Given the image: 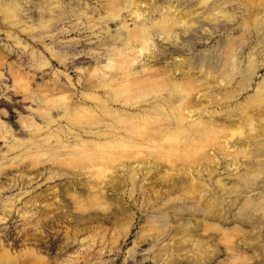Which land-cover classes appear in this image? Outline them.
<instances>
[{
  "label": "bare ground",
  "instance_id": "bare-ground-1",
  "mask_svg": "<svg viewBox=\"0 0 264 264\" xmlns=\"http://www.w3.org/2000/svg\"><path fill=\"white\" fill-rule=\"evenodd\" d=\"M104 1L101 16H92L89 27L102 26L110 19L120 18L124 10L129 11L127 14L134 25L130 27L125 17L114 36L121 44L108 48L107 63L99 64L100 60H97L93 67L82 69L78 81L84 83V89L80 93L61 84L56 72L50 83L34 88V77H30V72L24 73L21 66L11 65L16 86H20L18 92L38 104L32 108L41 121L22 115L23 126L30 127V136L22 138L16 137L12 127L0 118V139L8 142L12 137L8 151L1 154L0 174L6 167L35 168L45 162L51 167L49 178L71 174L82 188L81 191L72 190L73 187L67 189L74 210L93 211L95 216L100 214L94 219L104 231L107 228L101 224L106 220H112L115 230L122 227L123 235H117L111 244H118L122 237L129 235L134 214L114 203L109 190L119 199L124 200L128 195L134 203L139 201L140 195L143 202L149 206L153 204L159 213L162 211L159 201L165 199L164 205L180 201V209H190L193 214L200 210L204 217H196L194 222L179 219L181 222L175 225L168 211L154 214L135 243L139 245L147 242L149 237L159 238L172 231L173 242L163 243L155 257L172 253L174 244L182 243L186 252L191 251L188 258L194 264H201L204 259L214 257V252L221 249L219 244L223 243L233 254L223 264H254L253 254L238 245L239 240L251 243L252 231L238 223L225 226L223 221H228V217L225 209L219 207L218 198L249 188L264 173V141L261 140L264 139V78L254 94L234 103L235 98L248 91L254 71L260 68L261 62L264 64V60L259 62L253 56L244 69L238 59V50L246 35L254 29L264 31V0H234L247 6V14L243 17L245 31L226 47L225 67L219 73L203 65L195 72L193 59L189 57L175 58L162 65L151 64V61L136 65L141 55L157 62L158 55L152 47L156 31L165 34L168 40H178V29L182 32L181 26L194 27L196 18L204 14V8L214 0H199L198 5L187 10L179 9L173 3L156 5L154 0ZM6 6L5 21L17 25L20 2L13 0ZM217 8L219 11H214ZM225 9L215 2L214 8L204 16L210 20L219 17L231 20L234 11L230 13ZM153 11L158 14L153 15ZM53 21V18L42 19L38 25L27 24L22 31L37 28L44 32ZM9 34L16 45L22 44L19 35ZM47 49L49 58L32 52L35 69L42 70L53 65V61L62 63L66 59L53 48ZM7 58L8 55L0 51L1 65ZM238 74L242 77L233 86ZM0 75L3 76L1 71ZM17 151L19 153L9 157V152ZM222 160L230 170V177L237 178L231 185L225 178H214L219 174ZM52 192L55 201L62 200L56 186ZM188 200L191 205L184 204L189 203ZM114 204L117 210L112 215L113 211L109 210ZM13 205L11 201L5 207L10 211ZM250 207L255 208V214L261 220L264 196L258 200L249 196L243 201L236 219L243 220ZM22 210L24 215H29L31 204ZM69 211L72 214L73 211ZM1 219L6 216L0 215ZM199 230L201 233L195 232ZM260 230L254 234L256 237H260ZM180 234L182 236L177 240L175 237ZM105 236L106 232L99 237L100 241L105 242ZM97 238L93 235L92 243L97 242ZM252 247L260 254L258 264H264V246ZM21 255L2 247L0 264H45V257L36 251L26 250Z\"/></svg>",
  "mask_w": 264,
  "mask_h": 264
},
{
  "label": "rangeland",
  "instance_id": "rangeland-1",
  "mask_svg": "<svg viewBox=\"0 0 264 264\" xmlns=\"http://www.w3.org/2000/svg\"><path fill=\"white\" fill-rule=\"evenodd\" d=\"M11 1L13 0H0V51L8 55L4 65L0 64V71L3 73L2 77L0 75V118L12 127L16 137L26 138L30 136V127H24L20 117L22 115L33 116L40 122L41 120L32 108L37 107L38 104L26 99L24 93L18 92L17 89L20 86H16L10 71L11 65L13 64L15 68L21 66V71L24 73L30 72V77H34L32 81L34 88L50 83L54 78V72H56L60 77L61 84L63 83L76 93H80V90L84 89V83L78 81L82 69L93 67L97 60H100L99 64L107 63L108 48L113 44H121L119 40L116 41L114 36L118 32L122 20L126 17L130 27L134 24L127 14L129 11L124 10L120 18L110 19L107 24L102 26L89 27L92 24L90 22L92 16L95 18L101 16L104 0H18L21 4L20 22L17 21L18 24L15 25V22L5 21V14L8 11L6 4ZM154 2L156 5L173 3L183 10L194 8L199 4V0H154ZM215 2H218L222 9L226 8L225 10L230 13L234 11L232 12V14L234 13L233 18L231 20L223 17L216 20L206 18L204 15L214 8ZM210 4L211 6H209ZM51 9L52 11H50ZM204 9L206 12L196 18L194 27L186 29L187 27L181 26V29L184 30L182 32L178 29L180 32L178 40L174 38L168 40L165 34L156 31L152 47L157 52L159 61L149 60L147 56L141 55L138 57L136 65L140 66L146 61H151V64L152 62L167 64L175 58L189 57L193 59L195 72L201 65L207 69H214L218 73L223 70L226 60L225 49L230 42L241 37L245 31L243 17L246 16L248 9L244 3L239 4L234 0H214ZM219 9L214 11H219ZM151 13L158 14L156 11ZM48 18H53L54 21L46 31L43 32L37 28L31 31H22L27 24L38 25L42 19ZM9 32L19 35L22 44L16 45L14 37ZM245 39L243 46L238 50L239 64L244 69L253 56L259 62L264 60V31L259 32L254 29L246 35ZM47 47L53 48L66 59L62 63L53 61V65L42 70L35 69L31 60L32 52L41 53L49 58L50 53ZM259 67L252 75L248 91H244L245 93L243 92L242 95L235 98V104L242 101L246 95L254 94L258 83L264 78L263 62ZM197 74V76H201L199 75L201 73ZM241 77L240 74L236 76L233 86L237 85ZM261 140L264 141V139ZM10 142H12V137L8 142L0 139V160L1 154L8 151ZM17 153L19 151L9 152V157L15 156ZM220 162L219 174H216L214 178H225L229 184L237 181V178L230 177L227 164L223 160ZM17 163L22 164L20 159L17 160ZM43 164L35 168L23 165L19 168L6 167L0 174V215L6 216V219L0 220V248L7 247L15 254L20 255L24 254L26 250L36 251L45 257V264H194L191 258H188L191 251L186 252V246H182V243L174 244L172 253H163L155 257L163 243L167 240L173 242L174 233L172 231L159 238L149 237L147 242L139 245L135 243V240L148 220L156 214L168 211L172 222L176 225L184 220L194 222L196 217L203 218L204 214L200 210L193 214L190 209H180L179 206L182 205L180 201L164 205L165 199H163L158 203L162 210L159 213L153 204L149 206L143 202L140 195L139 201L134 203L131 198H128V195L124 196V200L119 199L109 190V196L114 203L117 202L120 206L126 207L127 213L134 214V224L129 235L122 237L118 244H111L117 235H123L122 227L115 230L116 226L113 225L112 220H106L104 224H101L102 227L107 228L104 231L99 226L98 220L94 219L96 216H101L100 214L95 216L93 211L83 213V211L74 210L76 208L67 189L73 187L72 190L81 191V186L76 183V179L71 174L49 178L51 167L49 163ZM81 177L83 180L86 179L83 174ZM259 178L252 186L244 188L239 193L218 198L219 207L225 209V215L228 217V221H223L225 226L231 227L238 223L252 231L251 243L239 240L238 245L247 253L253 254L251 260L254 264H258L260 254L254 252L257 249L252 246H264V216L259 220L255 214V208L250 207L244 213L243 220L236 218L243 201L247 200L249 196L255 200L264 196V173ZM54 186L60 191L59 197L62 199L60 201H55L52 192ZM64 190L66 191L64 192ZM34 199L36 203L32 204ZM11 201L14 202V205L9 211L5 205ZM188 202L184 204H192L191 200ZM29 203L31 211H29V215H24L22 209H26V205ZM69 209L74 213L71 214ZM116 210L114 204L109 211H113L111 212L113 215ZM257 229H261L259 231L261 238L254 235L257 233ZM104 232H106L105 242L100 241L102 239L99 238ZM195 232L199 233L200 230ZM93 235L99 238H97V242L92 243ZM181 236L180 234L175 238L178 240ZM219 245H221V249L214 252V257L204 259L201 264H223L232 258L233 254L225 249V245L223 243ZM178 248L181 249L178 250Z\"/></svg>",
  "mask_w": 264,
  "mask_h": 264
}]
</instances>
